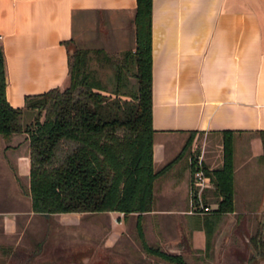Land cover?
I'll return each instance as SVG.
<instances>
[{
    "label": "crops",
    "instance_id": "0c3cea01",
    "mask_svg": "<svg viewBox=\"0 0 264 264\" xmlns=\"http://www.w3.org/2000/svg\"><path fill=\"white\" fill-rule=\"evenodd\" d=\"M134 9L135 0H0L9 101L20 105L26 92L68 84V51L74 45L88 48V67L106 65V79L111 70L107 52L134 47ZM150 60L153 166L171 157L194 128L192 140L201 145V161L214 167L221 161L220 129H231L233 208L211 211L216 201L209 200V209L188 210L194 185L190 156L181 155L153 183L152 207L141 215L145 239L183 255L203 250L204 229L194 219L207 213L215 256L243 250L256 262L264 259L252 240L260 230L264 236V160L258 132L264 129V0H151ZM29 166L26 132L0 134V197L26 195ZM204 186H212L211 180ZM162 196L169 201L162 203ZM23 210L0 205V223L15 227L16 214ZM91 211L107 220L100 247L115 246L104 250L115 255V261L106 259L105 264L145 262L134 254L147 251L132 240L116 239L123 227L135 228L134 212ZM260 211V216L254 214ZM110 214L119 225L109 223ZM91 252L92 259L97 253Z\"/></svg>",
    "mask_w": 264,
    "mask_h": 264
},
{
    "label": "trees",
    "instance_id": "16d2710c",
    "mask_svg": "<svg viewBox=\"0 0 264 264\" xmlns=\"http://www.w3.org/2000/svg\"><path fill=\"white\" fill-rule=\"evenodd\" d=\"M150 18L151 0H135L134 47L107 52L111 70L106 79L87 66L88 48L74 45L68 51L69 83L26 92L20 105L11 103L6 94V61L0 41V134L26 132L30 166L25 187L33 210L134 212L136 233L145 251L178 264H190L181 252L147 242L141 225L142 211L152 207L154 181L188 151L190 172L196 160L191 149L195 129L190 128L171 157L158 166L152 164ZM25 108L36 109L26 121L22 119ZM220 132V163L209 168L201 162L212 182V186L202 187L201 199L203 203L216 201L210 209L216 212L233 208L231 129L222 128ZM258 132L264 160V129ZM193 198L196 200L195 195ZM201 219L206 249L212 219L207 213ZM262 233L260 230L252 238L261 254ZM0 247L8 252L12 245L0 243ZM248 259L255 262L253 254Z\"/></svg>",
    "mask_w": 264,
    "mask_h": 264
},
{
    "label": "rangeland",
    "instance_id": "374dc122",
    "mask_svg": "<svg viewBox=\"0 0 264 264\" xmlns=\"http://www.w3.org/2000/svg\"><path fill=\"white\" fill-rule=\"evenodd\" d=\"M94 66L96 73L105 78V74L109 71L106 65L94 64ZM35 110L34 108H25L22 119L24 121L30 120ZM191 149L195 155L198 154L197 151L201 149L198 139H196L195 144L192 140ZM190 153L191 150L185 156H190ZM24 179L29 182V172L24 175ZM22 181L26 184L23 179ZM207 191L208 196L211 197L213 194L210 190ZM155 201H159L158 194L155 195ZM160 201L167 203L169 199L166 201V198L163 197ZM0 205L5 209H10V207L24 209L16 214L18 222L15 227L4 228L0 223V243L12 245L8 252L0 247V264H105L104 260L106 259L115 261L113 253L104 251L105 249L111 250L115 246L110 245L107 248L102 246L101 248L98 244L100 236H104L105 228H108L106 218L98 211L68 210L43 213L33 210V212H29L28 207L31 206V200L27 193L22 195L20 199L10 198L9 200L8 195L4 198L0 197ZM254 214L260 216L263 212H255ZM108 221L111 225H119L113 221L111 214L108 216ZM172 221L174 222V220ZM194 221L196 225L199 224L203 227L202 219H194ZM145 231L152 238L148 225H145ZM242 233L241 231L240 234ZM239 236L243 237V235ZM116 239L117 242L122 241L128 244L132 240L136 247L140 250L142 248L134 226L123 227L121 234ZM126 248L130 250V246L127 245ZM92 249H95L97 255L91 259L89 256ZM183 256L190 264H245L246 262L248 264H264V259L258 262L250 261L248 253L243 252V250L233 251V254L230 251H221L215 256L214 243L203 250H195L193 253L186 252ZM124 257L127 258L126 255ZM134 257L143 258L145 261H136L135 264H178L148 252L143 255L138 251Z\"/></svg>",
    "mask_w": 264,
    "mask_h": 264
},
{
    "label": "built area",
    "instance_id": "2783aa9c",
    "mask_svg": "<svg viewBox=\"0 0 264 264\" xmlns=\"http://www.w3.org/2000/svg\"><path fill=\"white\" fill-rule=\"evenodd\" d=\"M201 162L200 154H196L195 167L192 170V183L194 185V190L191 192L192 195L189 199L190 207L188 210H205L210 208L209 204L202 202L200 195L202 187L206 185L209 180V176L201 166ZM193 195H195L196 200H194Z\"/></svg>",
    "mask_w": 264,
    "mask_h": 264
}]
</instances>
